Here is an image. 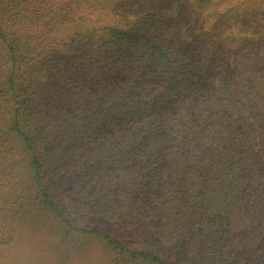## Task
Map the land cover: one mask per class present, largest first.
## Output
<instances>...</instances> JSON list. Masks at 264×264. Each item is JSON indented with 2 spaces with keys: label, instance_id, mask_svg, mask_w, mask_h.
<instances>
[{
  "label": "trees",
  "instance_id": "16d2710c",
  "mask_svg": "<svg viewBox=\"0 0 264 264\" xmlns=\"http://www.w3.org/2000/svg\"><path fill=\"white\" fill-rule=\"evenodd\" d=\"M128 4L0 0V248L49 223L65 257L97 240L105 264H225L264 224V89L232 77L259 33Z\"/></svg>",
  "mask_w": 264,
  "mask_h": 264
},
{
  "label": "rangeland",
  "instance_id": "374dc122",
  "mask_svg": "<svg viewBox=\"0 0 264 264\" xmlns=\"http://www.w3.org/2000/svg\"><path fill=\"white\" fill-rule=\"evenodd\" d=\"M89 1L97 4V11L101 12L116 7L113 4H118V0ZM133 1L137 0H128L129 4ZM209 1H211L209 7L207 3L205 8H201L196 0H191L192 8L199 7L195 18L202 20L204 25H207L210 20V15L207 16L209 14L207 10L218 9L222 10V13L228 11L227 17L241 20L238 23H231V28L240 26L243 32L250 30L253 35L259 33L254 49L248 55L251 58H257L259 60L258 65H249L253 60L250 58L247 68L243 71H235L232 77L239 80L238 83H235L236 86L243 85L246 90L250 86L254 89L253 95L260 94V90L264 89V86L261 85L264 82V27L262 32H260L256 24L264 18V0ZM222 46L225 49L221 52H224L229 57L230 62H233L237 58L240 49L234 48L232 43H229L227 39L222 40ZM245 60L246 57H243L240 62H244ZM243 66L245 64L240 63L238 67ZM251 79L259 82L260 89L255 82L250 81ZM209 82L207 81V84ZM214 84L215 81L211 87ZM257 118L258 120L262 119L259 116ZM242 123L244 124V122ZM42 224L39 223L36 227H34L35 224L32 227L22 224L17 231L19 232L17 240L10 246L0 248V264H105L104 258L108 257V253L102 249L101 244L97 240H90L87 242L84 250L65 257L59 251L57 239L49 233L53 232L52 225L48 223L43 224V226ZM252 231L258 233L255 243L247 248L238 250L225 264H264V224L260 227L253 226Z\"/></svg>",
  "mask_w": 264,
  "mask_h": 264
}]
</instances>
